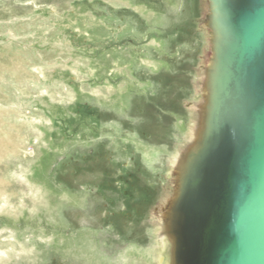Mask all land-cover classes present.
I'll use <instances>...</instances> for the list:
<instances>
[{
  "label": "rangeland",
  "instance_id": "obj_1",
  "mask_svg": "<svg viewBox=\"0 0 264 264\" xmlns=\"http://www.w3.org/2000/svg\"><path fill=\"white\" fill-rule=\"evenodd\" d=\"M205 1L0 0V132L17 142L0 264L169 263L161 207L200 125Z\"/></svg>",
  "mask_w": 264,
  "mask_h": 264
},
{
  "label": "water",
  "instance_id": "obj_2",
  "mask_svg": "<svg viewBox=\"0 0 264 264\" xmlns=\"http://www.w3.org/2000/svg\"><path fill=\"white\" fill-rule=\"evenodd\" d=\"M200 125L161 208L168 264H264V0H206Z\"/></svg>",
  "mask_w": 264,
  "mask_h": 264
},
{
  "label": "bare ground",
  "instance_id": "obj_3",
  "mask_svg": "<svg viewBox=\"0 0 264 264\" xmlns=\"http://www.w3.org/2000/svg\"><path fill=\"white\" fill-rule=\"evenodd\" d=\"M0 113H2V111H0ZM10 136L6 137L4 134H1V132H0V159L2 157H4L7 153H12L13 154V153L17 152V142L15 141V137L13 138V137H10ZM0 186H1L0 191H2V192L3 191L4 192H8L10 190L1 181H0ZM2 192H0V194ZM3 199H5L4 196H3ZM0 258H2V257L0 256Z\"/></svg>",
  "mask_w": 264,
  "mask_h": 264
}]
</instances>
